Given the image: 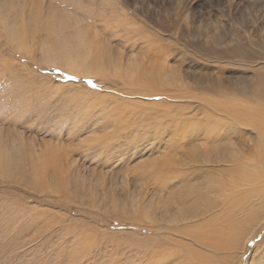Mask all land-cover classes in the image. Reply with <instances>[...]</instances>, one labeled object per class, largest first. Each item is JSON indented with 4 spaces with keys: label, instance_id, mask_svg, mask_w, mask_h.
<instances>
[{
    "label": "rangeland",
    "instance_id": "obj_1",
    "mask_svg": "<svg viewBox=\"0 0 264 264\" xmlns=\"http://www.w3.org/2000/svg\"><path fill=\"white\" fill-rule=\"evenodd\" d=\"M247 1L0 0V264L264 257V222L232 249L264 219V136L250 127L199 238L180 233L198 221L173 222L186 193L171 172L185 182V153L207 142L189 137L190 121L219 134L213 93H233L264 65V0Z\"/></svg>",
    "mask_w": 264,
    "mask_h": 264
},
{
    "label": "bare ground",
    "instance_id": "obj_2",
    "mask_svg": "<svg viewBox=\"0 0 264 264\" xmlns=\"http://www.w3.org/2000/svg\"><path fill=\"white\" fill-rule=\"evenodd\" d=\"M248 1L254 2L255 0H248ZM247 2H246V4H247ZM1 4H4V3H1ZM246 4H245V6H246ZM0 7L2 9V6H0ZM4 8H6V7H4ZM263 15H264V12H263ZM261 22H263V20ZM6 28L8 29V26ZM7 32H9V31H7ZM14 37H15V35H14ZM10 39H11V37H10ZM15 40H16V38H15ZM218 54L220 56L224 57L222 59H225V57L228 55L227 52H224V51L219 52ZM219 59H221V58H219ZM254 60H256V59H254ZM251 61H253V60H251ZM261 61L262 62H258V64H260V63L264 64V58ZM250 62H249V64H250ZM259 69H261V70L255 71L254 78L253 77L249 78L250 82L248 81L249 83L247 85H243L239 89H237V86H235L233 93H228L225 91H219V92L216 91L213 93L214 97L220 96V98L222 99V101L224 103V104L218 105V103L214 101L217 104V109L214 108V113L216 115L215 123H219L221 121V124H220L221 131L219 134H215L214 137L212 136V138L209 139L208 136L210 137V135H208L206 132L201 133V128L203 127V125H200V124H202V123L198 122L197 119H196L197 122H194L195 119H193V121H190L193 116H189V118H188V125L190 124L189 121L192 122L191 123L192 125H190V127L192 126V132L190 131L191 130V128H190V130L188 132V134H190L189 137L191 136L193 138L196 135L200 139V136H202L201 139L204 140V142L205 141H207V142L202 146H197V145L191 146L190 150L188 149L187 153H185V154H187L186 155L187 156V163H186L187 168L186 169H189L185 182L180 181L181 180V173L178 170L175 169L174 171L171 172L172 173L171 179H173V181L181 182L180 184L175 185L174 187L178 188V189H182V191H184V193H186V200H185L184 204L177 205L175 207L176 211L180 215L178 214L179 216L178 215L174 216L175 218L173 219V222L178 223V224L181 223L180 226L183 224H186V223L193 222V221H198V223H199L198 226H184V227H182L180 233L184 237H187V238H189V237L190 238H196L197 237V238H199V233L203 230V228L205 230V227L209 224V222H211L213 220V218L208 219L207 214L214 207L215 199H217V198L219 199L220 196L224 193V191H226L227 186H228V185H225V183L223 185L224 180H222L221 178H223V175L225 173H226V178H228V177L230 178L231 176L236 175L237 170H239V169H234L231 166L229 168L228 166H225V165L227 163H232L233 165H236L238 168V167H240L239 165L242 164V161H240V160L239 161L233 160L234 158L232 156V155L236 154L237 156H239V158L243 157V154L241 151V145L242 144L240 143L241 141L239 139V138H241L240 133L243 134L242 128L243 127H250L254 131H256L259 136H264V73L262 72V71H264V65L261 66ZM156 71H157V69H156ZM153 75H154V73H153ZM153 75H151V76H153ZM155 76H153V77H155ZM159 76L160 75H158V77ZM153 80L154 79H152L150 81V83L154 84ZM155 82H157V77H156ZM147 83H149V81ZM246 94H248V95L246 96ZM235 97H238V100H235ZM202 99L203 98H201L200 100H202ZM209 99L212 101L208 102ZM209 99H207V102L213 103V98L210 97ZM251 105H253V106H251ZM199 106H201V105H199ZM205 106L209 107V105H205ZM201 108H203V107H201ZM202 111H204V110H202ZM203 115H205V114H203ZM231 124H233V125H231ZM228 130L232 131V134L234 135L233 137H235L237 134H239V135H237L238 141H231L230 140L229 144H225V143L222 144L223 139L217 140V136H220L221 134H226V132ZM235 149L237 152L235 151V153H232ZM205 166H208V167L205 168ZM224 167H226V168L228 167V169L223 170V169H225ZM201 169H214V170L210 171V173H212V174L206 176V174ZM240 169H241V167H240ZM216 179H219L218 185L213 184ZM247 182H246V184H247ZM205 183L209 185L207 188H205V185H204ZM161 185H163V184H161ZM245 188H246V186H245ZM159 196L160 197L163 196L162 191H161V194ZM160 208H162V207L160 206ZM160 210L162 212L163 208ZM233 210H234V205H232L228 208V210L226 212V216H229ZM159 215H161V214L159 213ZM250 222H251V225L249 226V228L251 229V231H250L249 236H238L236 239V245L232 247V249H234L236 252L242 251L243 241L246 240V242H247L250 239V237L256 233L259 226H261L262 223L264 222V219H262L260 221L252 219ZM221 235H223V233H221L220 236ZM205 242H207V241H205ZM260 242H261V244L264 245V236H263V239L260 240ZM218 244H219V242L216 241L215 245H218ZM220 244H223V242ZM241 246H242V248H241ZM255 246L257 247L258 244H256ZM218 247H220L221 249L223 248L220 245ZM259 260L260 261H256L255 263L256 264H264V257L263 258L259 257ZM253 261L254 260L252 259L251 262H249V264H252Z\"/></svg>",
    "mask_w": 264,
    "mask_h": 264
},
{
    "label": "snow or ice",
    "instance_id": "obj_3",
    "mask_svg": "<svg viewBox=\"0 0 264 264\" xmlns=\"http://www.w3.org/2000/svg\"><path fill=\"white\" fill-rule=\"evenodd\" d=\"M89 83H91V82H89Z\"/></svg>",
    "mask_w": 264,
    "mask_h": 264
}]
</instances>
